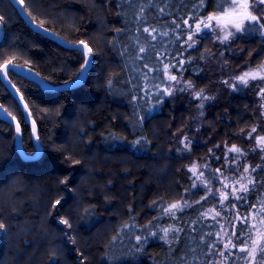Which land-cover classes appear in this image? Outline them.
Masks as SVG:
<instances>
[{
	"label": "trees",
	"instance_id": "1",
	"mask_svg": "<svg viewBox=\"0 0 264 264\" xmlns=\"http://www.w3.org/2000/svg\"><path fill=\"white\" fill-rule=\"evenodd\" d=\"M196 3L197 0H23L25 12L32 20L42 22L68 42L85 41L95 55L85 82L69 90L45 92L37 83L8 71L10 80L27 103L39 137L53 139V147L47 146L36 159H23L15 148L13 125L0 117V221L6 225L0 235V264L59 263L56 253L46 256L37 250L35 253L23 238L13 239L8 228L10 222L22 220L16 215L37 218L35 213L40 211L42 201L50 210L58 194L67 199L71 197L73 191L69 189L76 187L75 176L88 174L81 165L70 163L69 155L76 154L71 142L78 137L84 150L89 152L86 157L97 155L94 163H86L90 168L98 167L104 157L110 167V173H104V178L101 170L96 169L93 178L97 180L83 185L88 192L95 190L93 185L98 181L106 191L96 189L93 197L86 196L79 204L74 220L81 236L92 235L106 221H110L111 229L103 240L88 249L76 250L81 264H183L182 258L187 264H212L214 255L208 256L206 245L200 241L203 233L219 231V225L211 218L200 219V213L211 207L210 199L195 203L204 195L197 192L187 200L191 207L177 212L175 219L162 212V207L184 196L191 187L192 176L174 158L172 149L190 124L198 100L189 90L176 91L181 85L165 77L161 88L172 84L174 94L162 96L157 103L156 90L151 84L159 81L149 82L140 75L145 61L137 59L136 47L138 39L145 47L156 45L160 49V38L146 39L143 27L151 25L170 31L173 21L180 23L182 18L212 10L211 2L206 9H197ZM141 5L145 8L144 21L137 19ZM0 16L5 18L0 25V63L12 59L13 63L32 68L53 84L76 77L83 64L78 49L64 47L32 30L9 0H0ZM138 27L141 31H137ZM173 40V35L163 38L169 53H176L181 43ZM212 41V37L206 36L195 48L178 54V59L191 60V63L183 65L186 70L173 69V74L191 81L195 87L202 85V80L207 79L203 60L213 49ZM233 44L234 50L226 48L224 56L234 68L243 62L257 65L264 60V36L259 32L241 33ZM145 60L154 61L150 47ZM156 75L155 71L149 74ZM0 103L20 123L22 147L27 154L32 153L30 125L1 79ZM205 113L208 126L202 127L207 132L204 137L212 133L219 141L228 138L241 144L242 136L259 116L257 87L251 83L239 85L232 92H220L206 106ZM67 117H71L67 123L77 125L73 133L65 127ZM192 147L205 152L203 145ZM158 153L160 158L156 156ZM219 154L221 159L218 163L214 161L213 167L223 166L222 153ZM255 163L254 159L252 165ZM211 169H206V177L211 176ZM253 175L264 179V170L257 169ZM121 178L123 189L116 186ZM263 190L264 184H258L249 198L254 199ZM149 221L153 231L173 225L182 227L184 232L179 234V242L171 245L158 238L162 235L159 232L157 237L149 236L147 242L138 244L136 236L146 235L143 226ZM26 247L30 249L22 253L20 250ZM20 255L26 257L23 259ZM72 261L80 264L75 259Z\"/></svg>",
	"mask_w": 264,
	"mask_h": 264
},
{
	"label": "snow or ice",
	"instance_id": "2",
	"mask_svg": "<svg viewBox=\"0 0 264 264\" xmlns=\"http://www.w3.org/2000/svg\"><path fill=\"white\" fill-rule=\"evenodd\" d=\"M17 2L23 4V0H17ZM209 2L212 3V10L210 12H205L203 15L195 14L189 18H182L180 23L173 21L172 24L174 26L170 27V31H161L158 27L151 25L142 28V31L147 33L146 39L151 38V40L155 41L160 38L161 40L160 49H157L156 45L149 46L151 52L154 53V61L145 60V56L149 52V47L140 44L138 39L136 45L137 59L145 61L141 65L140 75L149 82H151V80L159 81V83L151 84V88L156 90L155 95L157 96V103L161 102L160 98L162 96H172L174 94L172 84H168L166 87L161 88V85L165 82V77L167 81H174L177 85H181L176 91L183 92L190 89L193 90L192 94L194 97L201 100L199 107H203V100L209 99V97L204 95L203 89L195 91V86L191 81L183 80L182 76L178 79L177 75L172 72L173 69H176L177 72L186 70L183 69V65L186 62L191 63V60L185 61L183 59H178V54L182 55L187 49L195 48L199 42L197 37L201 39L204 38L206 30L214 32L216 34V39L221 44H226L230 40L235 39L238 33L259 32L261 36H264V0H197L194 7L197 9H206ZM163 11L164 9L161 8L160 12L163 13ZM144 13L145 8L141 5L137 12V19L144 21ZM189 20L192 22L189 23ZM4 22L5 18L0 16V25ZM39 26L43 27L42 22ZM177 29H180V31L177 32ZM44 30L47 31V29ZM137 31H141V29L138 27ZM170 35L174 36L172 42L181 41L176 53H169L163 42V38L169 37ZM79 44L82 45L83 49L87 50L89 57L93 54V49L89 47L87 43L79 41ZM90 62V59L87 58L83 61L81 74ZM19 67L20 65L14 64L12 59H6L3 63H0V76L6 77L9 70H15ZM144 69H146V71H144ZM29 71H31V69H29ZM153 71H155L157 75L150 77L149 74ZM262 73H264V64H261L257 69L249 67L248 71L236 76L235 81L238 83L230 80H225L223 83L235 90L239 85L247 86L250 79L256 80L259 78L260 80H264V74ZM12 86L15 87L14 85ZM17 91H19V89H17ZM147 94H149L148 91H146V95ZM257 94L262 101L261 107L264 108V87H259ZM20 99L23 100L24 97L21 95ZM27 107V104H25L24 108L27 109ZM3 111L6 112L7 109ZM9 115H11V113H9ZM259 115L264 116V112H260ZM12 119H16L15 116H13ZM16 132L18 135L21 133L20 123L16 124ZM33 133H35V122H33ZM254 133H257V127L255 126L247 132V138L255 141V147H253L251 151L255 152L259 149L261 152H264V135L257 134L254 136ZM136 143L139 144L140 141H136ZM181 143H183L185 149L190 148L191 141L188 140L187 137H185L184 141ZM216 147L219 148L220 146L217 145ZM225 148L227 151L223 153L224 165L215 170H210V177L205 176L204 169H209V165L206 162L203 165L193 162L188 169L192 173V176L195 177L192 188L203 187L206 193L202 195L199 200H196L195 203L199 204L201 201H207L209 195L215 197L218 194L219 204L221 206V210L219 211H217L215 207H212L200 213V219L211 218L219 225L220 229L216 232L210 231L203 233L200 236V241L206 245L208 256L215 255L219 258L212 261V264H226L230 257L235 258L231 261V264H236V261H240L241 264H264V199H258L256 203H251L248 201L246 195L255 189L258 184H264V179H258L253 175L257 169L264 170V165H250L247 163L241 165L239 161L241 158L245 157L247 153L236 144H232L230 147L225 145ZM209 152L211 153L212 150L209 149ZM230 153L234 155L229 156ZM214 158L217 161L221 159V157ZM261 159L264 160V156H262ZM75 163H79V161H75ZM232 165H235V167H232ZM225 167L233 173L231 177L224 174L222 168ZM217 173H219V176L216 175ZM213 178L222 185V188L213 191L211 187ZM196 181L200 182L199 185ZM228 189H231V191H228ZM230 197L235 201L248 203L250 211L243 215L237 211L234 217H228L227 224H222L217 218L221 217L223 219L221 214L225 207V201H230ZM60 203V200H56L52 207L55 209ZM153 203L155 204V202ZM230 206L232 208L236 207V205L231 204V202ZM186 207H191V205L182 198L181 200L170 202L167 206L162 207V212L170 218L175 219L176 213L183 212ZM235 221L239 222V227H237ZM253 221L256 222L253 223ZM61 223L71 227L67 219H62ZM192 223L195 224L196 221ZM124 227H129V225H124ZM143 227L146 230V235L136 236L138 244L141 241L147 242L149 236L157 237L159 232L162 233V235H159L158 238L171 245L179 242V234L184 232L182 227L173 225L158 228L157 231H153L152 221H149L148 224ZM5 229L6 225L0 221V231ZM193 231H195V229H193ZM238 232L239 235L237 234ZM211 237H214V239H208ZM115 239L116 237H113V240ZM236 252L242 253L243 255L236 256ZM182 260L183 264H187L186 260L183 258Z\"/></svg>",
	"mask_w": 264,
	"mask_h": 264
},
{
	"label": "rangeland",
	"instance_id": "3",
	"mask_svg": "<svg viewBox=\"0 0 264 264\" xmlns=\"http://www.w3.org/2000/svg\"><path fill=\"white\" fill-rule=\"evenodd\" d=\"M239 34L241 33H238L236 35V38ZM1 36H2V31L0 32V38ZM206 36L212 37L213 39L212 48L213 49L210 53H208V56L203 60L206 70H207V79L205 80V82L202 80V85L196 86L195 91H199L200 89H203L204 95L209 97V99L202 101L203 103L202 108L199 107V105L201 104V100L197 99L198 104L191 113V116L189 119L190 124L188 125V127H186L185 131L182 133V135L179 137L176 143H174V147L172 149V153H173L172 155L174 156V158L178 162L180 161V163L183 164L182 166H185L187 170L193 164V162H196L197 164H200V165H203L206 162L209 165V168H212L213 170H215L217 167H213L214 161L217 163L219 161H217L214 157H219L220 156L219 153H222V162L224 165L223 153L227 151V149L225 148V145L230 147L232 144H236V143H234L232 140H228V138H225L222 141L221 140L219 141L217 136L212 133L204 137L205 133L207 132L205 131L206 129L202 130V127L203 125L205 128H207L208 126L206 124L207 120L204 119L206 117V113H205L206 106L209 103H212V101H214V98H216L220 92L228 93L234 90L229 85L224 84L223 81L230 80L232 82L238 83L237 81H235L236 76L242 74L245 71H248L249 67H251L252 69H257L261 64H264V60H262L257 65H251V64L248 65V62H243L240 65H237L238 68L237 67L234 68L229 63V61L225 59L224 53H225L226 48H229L228 50L230 51L234 50L233 42L236 40V38L233 40H230L226 44H221L216 39V34L214 32L206 30L204 38ZM197 39L199 41L198 44L201 43V41L203 40V38L201 39L199 37H197ZM70 43H73V42H70ZM75 49H78L81 52L83 61H84L86 59L84 51L81 48H75ZM94 55H95V51L93 50L92 64H93ZM81 67L79 71L77 72V75L75 78L80 76ZM88 74H89V71H88ZM251 83H253L255 87H257V93H258L259 87H264V80H260L259 78L256 80L250 79L249 84ZM175 85L177 84L175 83ZM189 91L193 92V90L191 89ZM257 98H258L259 113L264 112V108L261 107L262 101L258 94H257ZM70 119L71 117L70 118L67 117V119H65V127L66 129L68 128L70 129V133H73L77 129V125L76 124L70 125L69 123H67ZM253 126L257 127V133H254L253 134L254 136L257 134L264 135V116L259 115ZM251 128L249 129V131L251 130ZM68 137L69 136H67V138ZM185 137H187L188 140L191 141L189 149H185L183 143H181L182 141H184ZM60 138L58 140H60ZM31 139H32V135H31ZM46 139L40 138L38 131H37V139H36L37 144L34 143L32 139V142H33L32 153H29V154H35L40 148V156H41L44 153L47 146L48 148L53 147L52 146L53 139L48 138L47 142L43 141ZM242 140H244L243 143L236 144V145L241 147L247 153V155L241 158L239 163L241 165H244L245 163L252 165V161H254L255 159L256 163L254 165H257V164L264 165V160L261 159V157L264 156V152H261L259 149H257V151L255 152L251 151V149L255 147V141L248 139L247 133L242 136ZM81 141L82 140H80V138L78 137L75 139L74 142H71L73 146L72 148L75 149L74 151L76 152V154H72L73 156L69 155L71 159L70 163L76 166L81 165L82 169H84V171L87 172L88 174L85 176L84 175L82 176L81 174L75 176L74 180H75L76 187L73 189V186H72V188L69 189L73 191L71 194V197L67 199L64 196L58 194L57 199L60 200L61 203L60 205H57L55 209L52 207L50 210L47 209L46 204H45L46 206H43L44 202L42 201V205L40 207L41 209H38L40 211H38V213H35L37 218L34 219L33 217H35V215H33V217L31 216V217H28V219L26 218L24 219L21 214H19V216L16 215L18 219L21 218L22 220H20V223L18 222L15 224L13 222H10L9 228H8V231H9L8 233L13 235V239L20 240V238H23V240L27 241V243L31 245L30 247L34 249L35 253H36V250L38 252H42V253L44 252L43 255L45 256L47 254L56 253L57 260L59 261L58 264H73L72 259H75V262L81 264L82 262H80L78 259L79 254L77 251H81V249L82 248L84 249L85 247L86 249H88L90 245L93 246L95 243L103 240L102 237L107 235L111 229L110 221H106L105 223H102L92 233V235L83 237L81 236L80 232L78 231L75 225L76 221L74 220V217H76V213L79 211V204L83 202L85 197L90 196L91 194L93 197L98 189L99 190L101 189V191L103 192L106 191L104 190L105 187L99 184L98 181L94 183L93 185L95 187V190L93 189L88 192H87V189L85 190V187L83 185L87 184L88 182L97 180L95 177L93 178V171H96V169L101 170L102 178H104V173L106 172L110 173L109 163H108V160L105 159V157L103 158V161H102L103 163H100V165L98 167H94V169L90 168V166L86 164L89 161L94 163L95 159H97V155L93 157H91V155L89 157H86L89 152L84 150V148L80 144ZM195 144L205 146V148H203L205 152L200 153L198 150H194L192 146ZM217 145H219L220 147L217 148L216 147ZM209 149L212 150L211 153L209 152ZM231 155H234V154L230 153L229 156ZM156 156H158L159 158L161 157L160 153H158ZM75 161H79V163H75ZM232 167H235V165H232ZM135 168L136 167H134V169ZM166 170L167 169H165L164 172ZM222 170L224 171L225 175H228L230 177L233 175V173L229 171L228 168L226 167L223 168ZM204 171H206V169H204ZM190 174L192 176L191 172ZM101 175L99 177H101ZM216 175L219 176V173H217ZM205 176H206V172H205ZM194 180H195V177L192 176V183H191L189 192L185 193L184 196L182 195L178 197L176 201L181 200L182 198L183 200L187 201L190 196L194 195V193H197V192H199V194H202V193L204 195L206 194L203 187L192 188V184ZM122 182H123L122 178L119 179L118 182L116 183V186L118 188L121 187L123 189L124 184ZM196 183L199 185L200 182L196 181ZM211 187L213 188V191H215L218 188H222V185L214 178V180L212 181ZM228 191H231V189H228ZM246 195H247V199L249 202L256 203L258 199H264V190L262 192L256 193V197L254 199L249 198V193ZM208 199H210L209 201L212 203L210 208L215 207L217 211L221 210L218 194L215 197L209 195ZM230 202L231 204H235L236 207L232 208L230 206ZM54 203L55 202H53V204ZM62 205L64 206L61 208ZM237 211L241 215L250 211V209L248 208V203H241L240 201H235L234 199L230 197V201H225V207L223 208V211L221 214L223 219L221 217H218L217 219L220 220V223L227 224L228 217H234ZM62 219L69 220L71 227H68L67 225L61 223ZM255 222L256 221H253V223ZM235 223L237 224V227H239V222L235 221ZM1 232L2 231H0V235H1ZM237 234L239 235V232ZM28 249L30 248L26 247L25 250L22 249L20 251H22V253H27ZM71 254H73V256H71ZM241 255L243 254L236 252V256H241ZM20 256L23 259L24 257H26V255L25 256L20 255ZM214 257H215V260L219 259L215 255ZM9 259L10 260L12 259L11 261L15 262L14 261L15 259L13 258H9ZM233 259L235 258L230 257L229 261L226 262V264H231V261ZM17 260H18V257H17ZM236 264H241V262L236 261Z\"/></svg>",
	"mask_w": 264,
	"mask_h": 264
},
{
	"label": "water",
	"instance_id": "4",
	"mask_svg": "<svg viewBox=\"0 0 264 264\" xmlns=\"http://www.w3.org/2000/svg\"><path fill=\"white\" fill-rule=\"evenodd\" d=\"M9 1L15 6V8L17 9L20 16L26 21V23L29 25V27L32 30L56 41L57 43H59L60 45H62L64 47L81 48L85 53V57L87 59H90V61H91L88 64V66L84 69L83 73L82 74L80 73L79 77L74 78V79L69 80V81H66V82H63V83H59V84L50 83L45 78H43L40 74H38L35 70H33L32 68L25 66V65H20V64L14 63L17 65H20V67L15 69V70H12V71H14V73L20 75L21 77L27 78V79L37 83L42 88V90L45 92H58V91H63V90H69L71 88H75L77 86L82 85L85 82L86 77L88 75V71L91 67L92 55L89 57L87 54V50L83 49L82 45H80L79 42L70 43V42L66 41L65 39H63L60 35H58L54 31H52V30H50L44 26L40 27L39 23L35 22L34 20H32L27 15V13L25 12V9L23 7V4L18 3L17 0H9ZM44 29H47V31H45ZM29 69H31V71H29ZM0 79H1L2 83L9 89L10 93L13 95V97L15 98V100L17 101L19 106L21 107L24 118L27 121V123L30 125L32 139H33L34 143H36L37 126L35 123V133H33V122H35V121L31 116V112H30L29 108L28 107H27V109L24 108V105L27 103L25 102L24 99L23 100L20 99L21 93L19 91H17L16 87L12 86L14 84L10 80L8 74L6 77L0 76ZM4 109L5 108L0 103V117L5 119L6 121L10 122L14 127V131H15L14 144H15V148H16L18 154L23 159H27V160H33V159L38 158L40 156V148L38 149V151L35 154H27L24 151V149L22 147V143H21V133L18 135L16 132V124L18 123V121H17V119H12L13 116L9 115L8 111H6V112L3 111Z\"/></svg>",
	"mask_w": 264,
	"mask_h": 264
}]
</instances>
